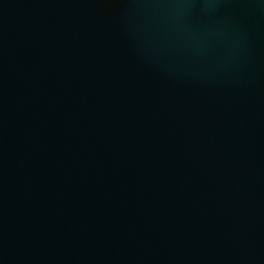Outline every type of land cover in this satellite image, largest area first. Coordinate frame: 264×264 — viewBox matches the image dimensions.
Instances as JSON below:
<instances>
[{"label": "water", "instance_id": "95a60500", "mask_svg": "<svg viewBox=\"0 0 264 264\" xmlns=\"http://www.w3.org/2000/svg\"><path fill=\"white\" fill-rule=\"evenodd\" d=\"M0 264H264V0H0Z\"/></svg>", "mask_w": 264, "mask_h": 264}]
</instances>
